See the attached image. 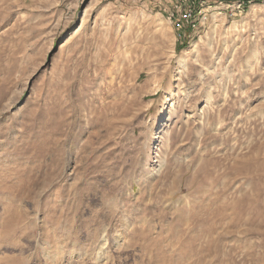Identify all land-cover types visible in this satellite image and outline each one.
<instances>
[{
	"label": "rangeland",
	"instance_id": "374dc122",
	"mask_svg": "<svg viewBox=\"0 0 264 264\" xmlns=\"http://www.w3.org/2000/svg\"><path fill=\"white\" fill-rule=\"evenodd\" d=\"M207 1L0 0V264H264V0Z\"/></svg>",
	"mask_w": 264,
	"mask_h": 264
},
{
	"label": "bare ground",
	"instance_id": "6f19581e",
	"mask_svg": "<svg viewBox=\"0 0 264 264\" xmlns=\"http://www.w3.org/2000/svg\"><path fill=\"white\" fill-rule=\"evenodd\" d=\"M167 2L171 4V11L167 14V20H169V22L174 27V29L179 33L181 31H184V29L186 27L195 28L198 26H205V24L208 22L207 18L210 19V16H208L207 10L205 9L206 4L200 5L199 8L194 9L193 0H177V4H175V0H167ZM182 9H183L184 14H193V15L189 16L188 18L183 17L182 13H181ZM86 11H87V9L84 11V15H85ZM194 45H195V43L193 44V46ZM182 58H184V57H182ZM241 164L243 165V167L240 170L244 171V173H245L246 169L252 170L251 167H257L260 164V160L258 159V157L252 155L250 157H247L246 160L241 161ZM237 173H239V169L237 170ZM196 177H197V175H196Z\"/></svg>",
	"mask_w": 264,
	"mask_h": 264
},
{
	"label": "built area",
	"instance_id": "2783aa9c",
	"mask_svg": "<svg viewBox=\"0 0 264 264\" xmlns=\"http://www.w3.org/2000/svg\"><path fill=\"white\" fill-rule=\"evenodd\" d=\"M206 3H208L207 0H193V4H194V9L195 8H199L200 5H205ZM175 4H177V0H175ZM182 16L185 18H188L189 16L193 15V14H184L183 13V9H182Z\"/></svg>",
	"mask_w": 264,
	"mask_h": 264
},
{
	"label": "crops",
	"instance_id": "0c3cea01",
	"mask_svg": "<svg viewBox=\"0 0 264 264\" xmlns=\"http://www.w3.org/2000/svg\"><path fill=\"white\" fill-rule=\"evenodd\" d=\"M186 29H187V28H186ZM184 31H185V29H184ZM184 31H183V32H184Z\"/></svg>",
	"mask_w": 264,
	"mask_h": 264
}]
</instances>
